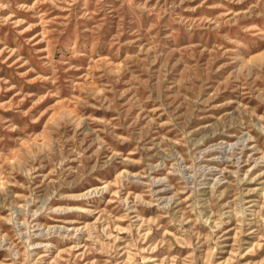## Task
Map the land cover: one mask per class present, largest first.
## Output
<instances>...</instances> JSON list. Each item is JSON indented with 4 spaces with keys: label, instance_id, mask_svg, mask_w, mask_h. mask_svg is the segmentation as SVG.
I'll list each match as a JSON object with an SVG mask.
<instances>
[{
    "label": "rangeland",
    "instance_id": "1",
    "mask_svg": "<svg viewBox=\"0 0 264 264\" xmlns=\"http://www.w3.org/2000/svg\"><path fill=\"white\" fill-rule=\"evenodd\" d=\"M0 264H264V0H0Z\"/></svg>",
    "mask_w": 264,
    "mask_h": 264
}]
</instances>
